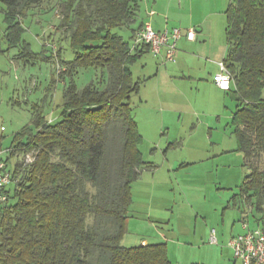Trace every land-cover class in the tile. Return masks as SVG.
<instances>
[{
	"label": "trees",
	"instance_id": "1",
	"mask_svg": "<svg viewBox=\"0 0 264 264\" xmlns=\"http://www.w3.org/2000/svg\"><path fill=\"white\" fill-rule=\"evenodd\" d=\"M42 1L0 0L3 37L20 47L21 57L36 55L23 40V18ZM58 1L60 27L68 29L76 55L62 63L59 76L71 82L63 91L60 118L35 111L14 134L10 156H3L12 178L0 207V264H172L166 244H121L131 185L151 167L139 147L144 138L132 96L141 80L131 69L150 47L132 49L112 29L134 21L141 0ZM227 15L224 61L238 102L232 125L249 169L232 201L244 213L251 207L264 214V0H234ZM1 40L0 35V46ZM56 53L62 62L61 49ZM88 67L100 69V77L79 89L74 74ZM11 157H18L13 169ZM258 225L264 228V215Z\"/></svg>",
	"mask_w": 264,
	"mask_h": 264
},
{
	"label": "rangeland",
	"instance_id": "2",
	"mask_svg": "<svg viewBox=\"0 0 264 264\" xmlns=\"http://www.w3.org/2000/svg\"><path fill=\"white\" fill-rule=\"evenodd\" d=\"M150 3L153 1L141 2L140 17ZM4 18L0 9V151L8 158L14 134L31 122L35 111L48 119L60 118L63 91L71 78L60 77L59 70L76 55L68 29L60 27L63 13L58 0H43L23 18L22 37L34 56H19L20 47L4 39ZM217 24L213 38L221 40L218 45L225 55V26ZM134 25L115 27L112 33L131 42ZM58 49L62 62L56 55ZM155 56L148 52L131 65L135 80H141L139 93L132 96L134 115L144 136L139 147L151 167H145L131 185L132 202L121 244H166L172 264H193L202 256L203 261H210L212 256L200 244H209L213 229L218 239V232L241 215L232 197L249 173L231 125L236 103L226 95L216 106L206 96L198 75L194 79L174 76L170 69L176 63ZM193 62L196 67L203 63L201 57ZM98 77L100 69L78 68L74 81L82 89L96 83ZM104 85L102 82L100 87ZM17 160L9 159L11 169Z\"/></svg>",
	"mask_w": 264,
	"mask_h": 264
},
{
	"label": "crops",
	"instance_id": "3",
	"mask_svg": "<svg viewBox=\"0 0 264 264\" xmlns=\"http://www.w3.org/2000/svg\"><path fill=\"white\" fill-rule=\"evenodd\" d=\"M152 1H153L152 5L150 3L149 6H145L144 14H142L141 17L140 15H138V17L132 22V24L135 23V25L134 27H132L131 42L130 41L129 42L131 44L133 43L132 37L134 33L143 25L145 21H151L153 27L157 31H164L165 29L172 30L174 27H180L182 30V35L177 43L175 60L168 61L169 63H176L170 69V74L172 73L174 76L181 75V77L183 76L184 78L188 76L191 79L196 78L195 76L198 75L197 77L203 80V83L205 84L204 88H206L205 90L206 96L208 97V99L215 102L216 106H218L219 102L221 103L222 96L226 97V95H228L229 99H232V101L236 103V109H237L238 102L235 99L233 92L231 90L227 91L219 88V86L216 84L214 80V76L220 71L219 62L224 61V58L226 57L227 54V26H228L227 10L234 3V0H152ZM141 2L145 3L146 0H141ZM202 10H203V15L201 14ZM151 11H154V13L151 14ZM213 19H215L216 21L215 26ZM218 21L221 25L223 24L225 26V34H226L225 55L223 53L222 47L219 46L220 44L218 45V42L220 43L221 40L216 39L215 42L213 38V28L216 29L218 25L217 24ZM189 28H194L196 30V37L193 40L187 37V31ZM143 46L144 45H141L140 49H143L144 48ZM192 48H196V49H192ZM201 50H203L205 53L201 54L200 52ZM148 52L153 54L151 50L144 48L140 58H142L143 55H145ZM164 53L165 51L163 50L161 54L154 53V56L156 55L155 56L156 58H161L164 60L165 58ZM197 57H201L203 61V63H200V65H198L199 67H196V65L193 62V59ZM187 72H190L188 73L189 75H186ZM208 90H210L211 93H208ZM236 109L232 111L231 118H233ZM231 125H232V119H231ZM138 127H139V123H138ZM232 128H234L233 125ZM233 205L234 207H237V209L240 211L239 214L241 213V215H239L237 219H235V217L234 219H231L230 220L231 223H229V226L227 228H223V230L221 229L220 232H218L220 234V237L218 238V243H213L210 241L211 243L209 242V244L206 245L200 244L202 250L203 248H205L206 253H209L212 256V260L203 261L204 259L202 256V259L198 260L197 262H194L193 264H241L239 260L235 259L234 251L228 245V241L234 235L244 232L243 221H248L251 227H255L256 225L259 224V219L264 214L256 211V209L254 208L251 210V207H249L248 210H246V212L244 213L239 205L236 204ZM223 221L224 224L225 220Z\"/></svg>",
	"mask_w": 264,
	"mask_h": 264
},
{
	"label": "built area",
	"instance_id": "4",
	"mask_svg": "<svg viewBox=\"0 0 264 264\" xmlns=\"http://www.w3.org/2000/svg\"><path fill=\"white\" fill-rule=\"evenodd\" d=\"M154 11H151V14ZM182 35L179 27L172 30L165 29L157 31L151 21H145L143 25L135 32L133 37L132 49L141 45H148L155 54H161L165 51V60L174 61L177 50V43ZM187 37L191 40L196 37V30L189 28ZM220 71L214 76V80L219 88L231 90L234 82L233 74L225 61L219 62ZM63 70V67L59 70ZM12 172L8 163L3 157V151H0V207L3 206L9 196L6 192L7 185L11 182ZM244 232L234 235L228 241V245L234 251V257L241 264H264V228L261 226L251 227L248 221H243ZM210 241L218 243L216 230H212Z\"/></svg>",
	"mask_w": 264,
	"mask_h": 264
}]
</instances>
